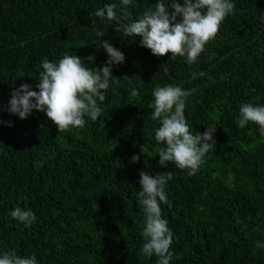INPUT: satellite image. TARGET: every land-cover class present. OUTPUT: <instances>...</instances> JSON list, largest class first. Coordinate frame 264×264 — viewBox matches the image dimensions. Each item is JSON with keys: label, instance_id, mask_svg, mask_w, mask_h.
<instances>
[{"label": "trees", "instance_id": "1", "mask_svg": "<svg viewBox=\"0 0 264 264\" xmlns=\"http://www.w3.org/2000/svg\"><path fill=\"white\" fill-rule=\"evenodd\" d=\"M164 2L171 9L173 0ZM232 2L216 37L188 64L153 55L141 37H125L95 15L115 3L118 16L131 11V22L157 0L130 8L120 0H0V254H35L37 264H157L141 251L144 170L172 176L171 207L161 203L173 232L170 264H264V247H256L264 243V136L257 124H236L242 104L264 105V0ZM98 32L125 62L112 66L96 121L85 117L84 128L58 132L44 112L22 120L6 110L21 84L39 91L45 59L78 55L85 67L102 68L108 54L94 43ZM166 85L192 90L184 112L193 133L216 127L215 148L192 176L159 164L152 93ZM16 207L36 221L25 227L11 216Z\"/></svg>", "mask_w": 264, "mask_h": 264}, {"label": "clouds", "instance_id": "2", "mask_svg": "<svg viewBox=\"0 0 264 264\" xmlns=\"http://www.w3.org/2000/svg\"><path fill=\"white\" fill-rule=\"evenodd\" d=\"M120 3L130 8L133 0H120ZM234 8L232 0H183L182 3L173 0L171 9L166 7L164 0H157L154 10H146L131 22H125L131 19V11L121 8L118 16L115 3L105 4L95 15L106 16L108 21L115 22L117 32H122L125 37H141L140 45L150 49L153 55L171 53L173 57H186L187 63L192 64L206 44L216 37L222 22ZM104 35V32H98V39L94 42L108 54L102 68L85 67L78 55H65L58 63L45 59L35 86L39 91L32 90L28 83L21 84L12 90L6 110L22 120L27 119L33 109L44 112L58 132L84 128L85 117L96 121L102 112L98 101H105V93L113 77L112 66L125 62L122 51L109 41L99 39ZM191 94V89L184 90L180 86L157 87L152 93L154 103L151 105L154 109L152 120L160 122L155 140L164 145L158 150L159 164L166 168L169 162L174 163L179 169L189 170L190 176L200 170L206 154L215 148L216 132V127L210 126L203 133L191 131L184 112L186 98ZM131 95L139 93L133 90ZM249 123L259 125L260 134L264 136V105L245 103L240 106L237 126L243 129ZM131 160L138 162L140 155L134 154ZM139 175L141 190L137 194L138 202L145 216L142 254L146 257L155 255L157 264H170L173 232L163 218L161 203L171 207L165 187L172 176L170 173L151 174L144 170ZM11 216L25 227L36 221L33 211L21 207L14 208ZM256 247L262 248L264 243H257ZM0 264H37V258L35 254L19 255L12 249L0 254Z\"/></svg>", "mask_w": 264, "mask_h": 264}, {"label": "water", "instance_id": "3", "mask_svg": "<svg viewBox=\"0 0 264 264\" xmlns=\"http://www.w3.org/2000/svg\"><path fill=\"white\" fill-rule=\"evenodd\" d=\"M263 19H264V9H263ZM166 71H167V68H166Z\"/></svg>", "mask_w": 264, "mask_h": 264}]
</instances>
